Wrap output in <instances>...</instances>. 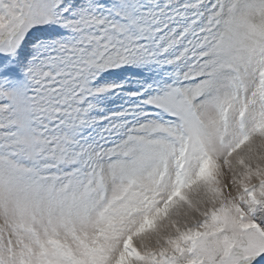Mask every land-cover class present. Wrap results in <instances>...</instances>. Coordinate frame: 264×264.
<instances>
[{
  "label": "snow or ice",
  "instance_id": "obj_1",
  "mask_svg": "<svg viewBox=\"0 0 264 264\" xmlns=\"http://www.w3.org/2000/svg\"><path fill=\"white\" fill-rule=\"evenodd\" d=\"M0 264H264V0H0Z\"/></svg>",
  "mask_w": 264,
  "mask_h": 264
}]
</instances>
